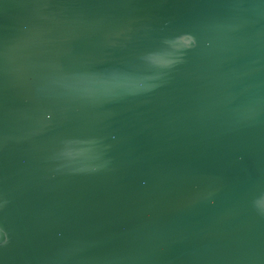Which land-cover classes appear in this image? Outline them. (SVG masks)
I'll return each instance as SVG.
<instances>
[{
    "label": "water",
    "instance_id": "1",
    "mask_svg": "<svg viewBox=\"0 0 264 264\" xmlns=\"http://www.w3.org/2000/svg\"><path fill=\"white\" fill-rule=\"evenodd\" d=\"M0 241L264 264V0H0Z\"/></svg>",
    "mask_w": 264,
    "mask_h": 264
},
{
    "label": "snow or ice",
    "instance_id": "2",
    "mask_svg": "<svg viewBox=\"0 0 264 264\" xmlns=\"http://www.w3.org/2000/svg\"><path fill=\"white\" fill-rule=\"evenodd\" d=\"M194 43V37L190 34H187L185 37L182 38V45L185 47L190 46ZM2 243V241H0Z\"/></svg>",
    "mask_w": 264,
    "mask_h": 264
},
{
    "label": "clouds",
    "instance_id": "3",
    "mask_svg": "<svg viewBox=\"0 0 264 264\" xmlns=\"http://www.w3.org/2000/svg\"><path fill=\"white\" fill-rule=\"evenodd\" d=\"M3 243V242H2Z\"/></svg>",
    "mask_w": 264,
    "mask_h": 264
}]
</instances>
